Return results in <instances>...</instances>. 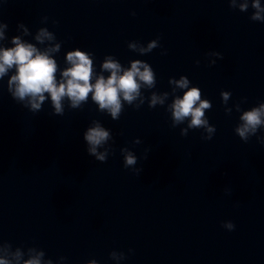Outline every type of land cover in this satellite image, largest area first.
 Masks as SVG:
<instances>
[{
  "label": "water",
  "instance_id": "obj_1",
  "mask_svg": "<svg viewBox=\"0 0 264 264\" xmlns=\"http://www.w3.org/2000/svg\"><path fill=\"white\" fill-rule=\"evenodd\" d=\"M252 11L227 0H0L6 46L22 21L33 34L25 39L35 42L47 26L63 41L61 68L79 47L95 54L97 71L106 54L126 66L148 61L160 92L171 91L170 77L187 75L212 101L206 114L217 128L211 140L199 129L181 136L186 124L171 127L166 105L147 101L138 110L125 105L119 120L91 99L75 110L66 102L63 116L52 114L49 100L34 114L7 91L10 73L0 80V240L36 245L53 260L66 256L65 264H116L114 249L128 254L120 264H264V145L241 140L240 113L227 115L221 98L222 90L232 92L229 105L247 97L244 109L264 101V23L251 21ZM157 36L162 47L151 53L128 48ZM209 51L223 59L210 65ZM93 119L115 138L106 162L86 150ZM125 146L138 157L139 175L124 167ZM226 220L235 230L222 227Z\"/></svg>",
  "mask_w": 264,
  "mask_h": 264
},
{
  "label": "clouds",
  "instance_id": "obj_2",
  "mask_svg": "<svg viewBox=\"0 0 264 264\" xmlns=\"http://www.w3.org/2000/svg\"><path fill=\"white\" fill-rule=\"evenodd\" d=\"M229 7L240 12L253 9L249 19L253 22L264 23V4L261 0H227ZM135 16V11L132 12ZM49 17H42V22H47ZM54 25L59 21L53 20ZM9 24L0 19V80L9 76L7 91L12 98L36 114L43 110V105L50 100L53 115L63 116L65 105L69 109H82L89 99L97 105V110L110 115L112 120H119L125 105L140 109L147 101L149 108L166 105L170 114L171 127L185 125L180 130L181 136H187L189 130H202L201 138L211 140L215 135L216 125L209 122L207 112L212 109V101L203 96L202 89L192 84L187 75L178 79L169 78L171 91L160 92L156 89L157 74L152 65L142 59H132L126 66L115 54H106L99 71L95 64V54L79 47L68 50L64 59L65 66L60 67L56 54L61 51L63 41L57 39L56 33L47 26L40 27L32 42L25 37L32 36L29 27L18 22L16 31L19 33L10 39L11 46H6L8 41L7 29ZM161 36L150 40L147 44L139 40L128 42V48L146 55L156 48H161ZM167 49H162L161 55H166ZM210 65H215L217 59H223L220 51H209ZM200 63L199 60L196 61ZM150 91V95H145ZM182 93V95L180 94ZM171 102H169V98ZM232 92L221 91L222 104L227 115L233 109L239 115V122L234 128L235 133L248 142L253 136L264 145V135H258L264 129V101L244 109L242 105L247 102V97H241L233 105H229ZM122 134V133H121ZM87 152L97 161L106 162L110 154L114 153L115 138L112 130L106 128L101 120L93 119L84 132ZM111 142V143H110ZM142 143L140 137L134 141ZM124 157V167L132 169L137 175L143 168L137 167L138 157L127 146L120 149ZM151 148H145L143 159H148ZM231 194V189L225 190ZM222 227L228 231L236 228L232 220L222 221ZM133 253L134 249H129ZM110 258L120 264L127 259L123 251L112 250ZM66 256H59L57 260L46 256L43 248L36 245L24 244L13 246L8 240H0V264H65ZM86 264H100L97 259H90Z\"/></svg>",
  "mask_w": 264,
  "mask_h": 264
}]
</instances>
